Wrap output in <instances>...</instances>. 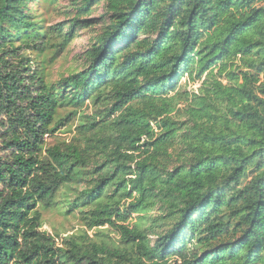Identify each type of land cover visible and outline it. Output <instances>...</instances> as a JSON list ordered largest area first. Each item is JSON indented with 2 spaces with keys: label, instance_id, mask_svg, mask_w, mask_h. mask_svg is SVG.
<instances>
[{
  "label": "trees",
  "instance_id": "trees-1",
  "mask_svg": "<svg viewBox=\"0 0 264 264\" xmlns=\"http://www.w3.org/2000/svg\"><path fill=\"white\" fill-rule=\"evenodd\" d=\"M58 1L0 0V264H264V0H65L43 27ZM63 187L85 231L57 245L38 207Z\"/></svg>",
  "mask_w": 264,
  "mask_h": 264
},
{
  "label": "rangeland",
  "instance_id": "rangeland-1",
  "mask_svg": "<svg viewBox=\"0 0 264 264\" xmlns=\"http://www.w3.org/2000/svg\"><path fill=\"white\" fill-rule=\"evenodd\" d=\"M65 6V0H59L56 5H49L48 2H40L39 6L34 9V13L38 20L42 22L43 27L47 28L65 21V17L59 14L60 9ZM101 13V8H97V10L89 16V19H96ZM98 29V26L93 28L94 31H97ZM89 36V30H80L79 37L68 45L63 52L59 53L51 64L47 65L49 81L56 82L60 78L67 77L69 74L80 69L83 63L82 52L85 49ZM29 55L34 63H39V66L43 68L44 64L41 63L45 61V56L50 57L51 53H30ZM181 85L189 92H196L200 83L192 82L188 79H182ZM93 111L94 110L91 106L86 105L80 113L87 115L93 113ZM63 114H65L64 111L60 113V115ZM178 118L181 119L180 117ZM74 127L75 122H71L66 127L60 128L55 134H53V136H45V143L47 145H53L58 142L69 141L74 135ZM5 155L4 152L0 151V157H4ZM74 195L75 193L73 189L63 187L56 195V199L51 207L47 209L42 208V206L38 207V210L41 213L40 231L54 237L57 245L61 243L63 238L78 235L85 231V228L81 226L79 221L78 213L75 211L67 213L69 203L73 200ZM152 214L156 215L157 212L153 211ZM131 218V222H134L136 217L132 216ZM87 234L90 237H95V239L104 242L118 241V236L107 226L88 231Z\"/></svg>",
  "mask_w": 264,
  "mask_h": 264
}]
</instances>
